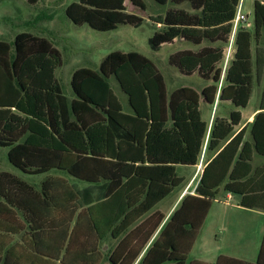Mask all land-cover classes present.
Instances as JSON below:
<instances>
[{
	"label": "trees",
	"instance_id": "obj_1",
	"mask_svg": "<svg viewBox=\"0 0 264 264\" xmlns=\"http://www.w3.org/2000/svg\"><path fill=\"white\" fill-rule=\"evenodd\" d=\"M154 1L188 6L149 17V46L160 52L181 40L198 48L172 55L170 65L183 76L199 75L208 84L201 92L170 91L152 60L116 51L98 70L73 73L71 99L57 77L64 60L52 40L27 32L0 40V149H9L10 164L24 175L0 173V264H135L165 220L148 215L182 189L180 168L197 167L205 148L209 159L195 196H185L159 235L160 249L139 264H187L185 254L222 189L240 196L242 207L264 210V167L253 165L256 155L264 157V90L253 123L237 130L240 110L264 76V0L256 1L253 28L239 30L225 75V48L242 0ZM128 3L148 10L143 0H76L66 16L102 33L141 28L146 19ZM218 95L232 111L210 127L201 107L203 101L215 106ZM54 170L91 185L80 189L58 176L39 186L27 180ZM110 239L117 243L113 251L104 245Z\"/></svg>",
	"mask_w": 264,
	"mask_h": 264
},
{
	"label": "rangeland",
	"instance_id": "obj_2",
	"mask_svg": "<svg viewBox=\"0 0 264 264\" xmlns=\"http://www.w3.org/2000/svg\"><path fill=\"white\" fill-rule=\"evenodd\" d=\"M76 0H42L37 5H29L25 0H0V40L7 42L13 41L20 33H32L40 37L52 40L57 49L63 55V66L57 71L59 78L66 95L75 97L72 89V76L75 71L81 68H90L98 70L102 61L111 53L120 51L123 53L138 52L152 60L160 71L165 75L168 83V88L173 91L179 87H193L201 92L207 85L203 79L197 74L194 76H183L176 67L170 65V57L180 51L196 50L195 46L185 41L178 40L173 45H166L160 52L153 51L149 46V39L152 37L154 29L149 17L164 15L169 9H189L187 5L175 6L169 5L162 7L154 0H143L147 5V12L144 13L128 3L130 12L136 13L146 19V23L141 28L132 26H120L117 30L111 32H97L91 29L88 25L77 26L67 16V7ZM255 0H244L242 5L243 13L254 19ZM250 22V21H249ZM251 23V22H250ZM229 47V44L227 45ZM232 61H230L228 68ZM115 92L120 97L122 102L127 106V97L121 92L116 81H112ZM256 89L252 96L251 103L245 114L250 113L259 103V96L264 90V76L259 82L256 81ZM230 109L223 108L222 112H228ZM204 113H210V110L204 108ZM213 122V117L211 118ZM210 122V123H211ZM250 138V133H248ZM8 148L0 149V173H15L16 175L24 176L23 173L13 167L8 159ZM204 159H205V154ZM207 156V155H206ZM203 157V156H202ZM202 160V159H201ZM264 164V157L256 156L254 165ZM197 169L195 175L197 174ZM182 175H186V171L181 170ZM30 182L35 184L41 183V176L27 177ZM196 186V184L194 185ZM194 186L190 191L194 190ZM182 191V189L180 190ZM183 190L181 194L185 192ZM238 198L235 199L237 202ZM180 208V207H179ZM178 208V209H179ZM177 209V210H178ZM177 210L166 220L158 234L152 240L147 252L154 249L159 235L172 220ZM227 215L219 224L208 223L205 228L201 242L199 243L193 258L201 259H217L219 255H242L236 249H230L234 244H239V239L244 241L240 243L243 248L246 245L248 234L247 230L239 229L235 226L234 220L242 222L247 216L254 217L255 214L251 211L234 216L227 210ZM234 218V217H233ZM107 251H113L117 243L113 240H108L105 244ZM147 254V253H146ZM146 254L140 259H144Z\"/></svg>",
	"mask_w": 264,
	"mask_h": 264
},
{
	"label": "crops",
	"instance_id": "obj_3",
	"mask_svg": "<svg viewBox=\"0 0 264 264\" xmlns=\"http://www.w3.org/2000/svg\"><path fill=\"white\" fill-rule=\"evenodd\" d=\"M243 1L244 0H242V4L240 7L241 10H242ZM256 1L257 0H255V4H256ZM242 12H243V10H242ZM253 14H254V19H255V7H254ZM248 18H249V21L252 23V28H253L254 19L251 20L249 16H248ZM261 47L264 49V42L261 43ZM226 48H225V50H226ZM256 49H257V46L254 45V47H253L254 54L256 53ZM223 84H224V82L222 81V83L220 84V90L222 89ZM255 89H256V86H255ZM255 89H254V92H255ZM261 96H262V93L259 96V103L254 108V110H252L250 113H248L246 115L244 112L245 110H247V108L249 106L246 109L240 110L242 113V116H243V123L237 130L243 128V126H246L247 124L253 123L255 116L260 112ZM70 98L73 99L74 97H70ZM251 100H252V98H251ZM250 103H251V101H250ZM250 103H249V105H250ZM221 104L222 103L219 100V95H218V99L216 101V104L213 107L206 105L205 101H203V103H202L201 110H202L203 118L205 121L209 122L210 127L212 126L216 117H229V113L232 111V109H231L227 113L222 112L223 111L222 107H224V106H222ZM204 108L209 109L210 113H207V114L204 113ZM234 110H236V109H234ZM212 117H213V122H211ZM247 139L248 140L250 139V138H248V135H247ZM205 150H206V152H205L204 166H203L202 170L199 169L200 164L197 167H181L180 168V174H181V170H184L187 173L186 175L181 174V176H183L185 178V183L182 187V191L186 190L184 192V194L183 193L181 194V192H182V191H180L181 189L180 190L178 189L171 196H169L164 201H162L159 205H157L156 208L152 211V213H150L148 215L150 217L154 215L157 218L164 217L165 220L162 223V225L160 226V228L158 229V231L154 234L151 241L148 243V245L146 246V248L144 249V251L140 255V258L138 259V261L135 264H139L140 259L147 253V250H148L152 240L158 234L159 230L161 229L163 224L166 222V220L169 219V217L180 207L185 196H187V195L195 196L194 190H195L196 186L198 185V183L201 179V176H202L203 171H204L205 163L209 159V156L207 155V148H205L204 151ZM256 156H255L253 165L255 163ZM259 167H264V164H260V165H256V166L254 165L255 169H257ZM196 169L198 171H197V174L195 175ZM39 176H41L43 178L41 183L48 176H58V177H62V178L67 179L68 181H70L71 184L78 185L80 189H84V188L91 185L90 183H88L86 181H82L80 179L74 178V177L70 176L68 173H65L64 171H60V170H54L48 174L39 175ZM29 177H35V176H29ZM28 182H30V180H28ZM30 183L33 185H37V186H39L41 184V183L35 184L34 182H30ZM195 184H196V186H194ZM100 185H103V181H101ZM193 186H194V190L190 191ZM236 198H238L236 200L237 202H235ZM240 202H241L240 196L227 193L223 189L221 190V192L218 195L216 200L210 201L209 206H208V212L205 216V219L203 221V224H202V227L199 231V234H198L190 252L185 254V256L187 258V264H196V263L218 264L219 258L227 259V262L225 264H259L261 250L264 246V210H262V209H254V210L246 209L240 205ZM227 210L229 211V213H232L234 215V216H232L231 219L236 218L237 215H235V214L243 215L242 213H245L246 211H251L255 214L254 217L247 216L248 218H246L247 219L246 221H245V218H242V222L241 221L237 222L236 220H234L235 226H239V229L247 230V232H248V234H246L247 239L245 241L246 242L245 247L237 248V247L241 246L240 243L244 244V241L239 239V237L237 238V236H236V240H234V241L235 242L239 241V244L235 243L234 246H231V248H230V249H236L242 255L232 256V255L222 254V255H219L217 259H207V260L201 259V258H193V255L195 254L197 247H198L199 243L201 242L203 232H204L205 228L207 227L208 223L211 222L213 225L221 223V221L224 220V218L226 217L225 215H227L226 214ZM159 249H160L159 246L156 244L155 248L151 249V250L156 251ZM29 264H32V263H29Z\"/></svg>",
	"mask_w": 264,
	"mask_h": 264
},
{
	"label": "built area",
	"instance_id": "obj_4",
	"mask_svg": "<svg viewBox=\"0 0 264 264\" xmlns=\"http://www.w3.org/2000/svg\"><path fill=\"white\" fill-rule=\"evenodd\" d=\"M242 28L249 30L252 28V23L249 22L248 16L245 15L240 8V10L236 16V19L233 22V32H232L231 40L229 43V47H227L225 50L224 75L226 74V71L228 70V66H229L230 61H232L234 59V56L236 53V37H237L239 30ZM205 152H206V150L204 151V154H205ZM203 166H204V155H203L202 160L200 162L199 169L202 170ZM194 193H195V190H194Z\"/></svg>",
	"mask_w": 264,
	"mask_h": 264
}]
</instances>
